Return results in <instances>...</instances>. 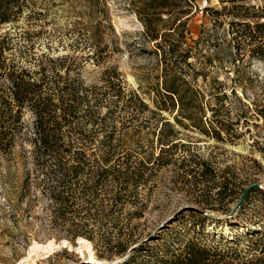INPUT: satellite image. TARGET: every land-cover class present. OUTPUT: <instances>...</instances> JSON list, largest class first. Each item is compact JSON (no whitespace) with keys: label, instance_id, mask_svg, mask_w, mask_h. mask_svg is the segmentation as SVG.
Instances as JSON below:
<instances>
[{"label":"rangeland","instance_id":"374dc122","mask_svg":"<svg viewBox=\"0 0 264 264\" xmlns=\"http://www.w3.org/2000/svg\"><path fill=\"white\" fill-rule=\"evenodd\" d=\"M29 3L17 24L0 26V31L29 32L27 48L21 47L24 65L46 54L67 55L60 73L69 70L70 76L92 89V97L119 84L123 100L135 91L155 109L152 96L160 85L162 65L154 41L143 35L139 2ZM188 3L183 7L186 13L181 14L186 21L181 47L188 51L184 77L203 108L205 127L212 125L222 139L212 131L202 133L177 108L161 110V116L144 110L136 118L133 107L117 111L112 121L117 124L123 154L131 158L154 154L144 179L125 203L116 228L103 225L100 233L111 238L109 243L98 237L101 234H95L94 241L81 236L57 240L49 229L45 198L25 183L32 168L28 140L33 116L24 109L14 142L0 147V264H108L125 260L139 245L141 255L148 249L172 256L182 253L188 242L216 251L242 249L247 258L257 253L254 230L260 228L261 220L254 214L264 210L262 195L251 193L241 211L237 209L232 217L229 212L248 185L257 183L264 190L260 151L264 150V60L252 56L244 43L236 46L229 13H243L239 6L245 5L254 7L246 10L251 14L264 8V0ZM113 72L118 79L112 77ZM130 101L137 106L134 98ZM106 109L101 103V114ZM163 117L171 123L166 131L174 132L168 145H159L155 136ZM237 119L229 133L222 129V123Z\"/></svg>","mask_w":264,"mask_h":264},{"label":"trees","instance_id":"16d2710c","mask_svg":"<svg viewBox=\"0 0 264 264\" xmlns=\"http://www.w3.org/2000/svg\"><path fill=\"white\" fill-rule=\"evenodd\" d=\"M136 2L141 4L137 14L143 35L154 41V51L160 56L162 65L160 85L152 96L155 109L149 108L135 91L129 99L123 100L119 84L117 89L109 85L101 96L92 97V89L84 87L77 76H70L69 70L65 68V74L60 73L67 55L46 54L24 65L21 47L27 48L29 32L25 29L11 31L10 28L0 31V147L14 142L23 111L29 110L33 116L28 140L32 168L25 183L45 198L49 229L51 234H56L57 240L61 236L69 240L81 236L94 241L103 225L110 223L115 229L125 203L144 179L154 154L134 155L133 158L123 154L117 124L112 121L117 111L133 107L136 118V114L144 110L161 116V110L177 108L179 114L191 120L202 133L212 131L222 139L212 125L210 129L205 127L203 108L184 77L188 51L181 47L186 31V21L181 14L186 13L183 7L189 4L188 0ZM29 6V0H0V26L17 24ZM172 7L176 8L174 12ZM239 8L244 9L243 13H229L232 15L230 31L236 46L244 43L252 56L264 60V20L260 21L264 18V8L258 7L251 14L246 10L253 6L240 5ZM164 13L170 15L164 19ZM95 35L101 36L98 27ZM112 77L118 79V73L113 72ZM132 98L137 106L132 101V105L128 103ZM101 103L107 107L105 114L100 112ZM164 119L161 118V127L155 134L159 145L170 144L174 136L173 131H166L171 123ZM237 123L238 119L234 123L224 122L222 129L229 133ZM260 151L264 158V150ZM254 192L261 194L264 200V190L253 188L238 212ZM254 217L261 220L260 228L254 230L257 251L254 257L247 258L242 249L216 251L188 242L182 253L172 256H168V252L160 255L148 249L141 255L139 252L143 248L139 245L125 260L108 264H264V210H258ZM245 229L249 233L248 228ZM103 234L98 237L109 243L111 238Z\"/></svg>","mask_w":264,"mask_h":264},{"label":"water","instance_id":"95a60500","mask_svg":"<svg viewBox=\"0 0 264 264\" xmlns=\"http://www.w3.org/2000/svg\"><path fill=\"white\" fill-rule=\"evenodd\" d=\"M259 187V184L257 183H252L250 185H248L243 192L241 193V196L239 198V200L235 203V205L233 206V208L231 209V211L229 212V215L234 214V212L240 207V205L243 203L247 193L252 190L253 188H257Z\"/></svg>","mask_w":264,"mask_h":264},{"label":"bare ground","instance_id":"6f19581e","mask_svg":"<svg viewBox=\"0 0 264 264\" xmlns=\"http://www.w3.org/2000/svg\"><path fill=\"white\" fill-rule=\"evenodd\" d=\"M83 242L87 243V246L89 247V244H88V242H86V241H84V240H83Z\"/></svg>","mask_w":264,"mask_h":264}]
</instances>
